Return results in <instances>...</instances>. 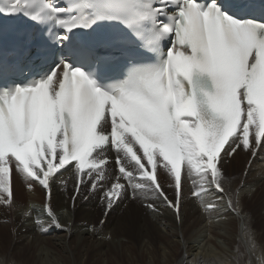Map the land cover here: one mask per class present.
Here are the masks:
<instances>
[{
    "label": "snow or ice",
    "instance_id": "obj_1",
    "mask_svg": "<svg viewBox=\"0 0 264 264\" xmlns=\"http://www.w3.org/2000/svg\"><path fill=\"white\" fill-rule=\"evenodd\" d=\"M5 14L28 27L0 52V203L12 204L13 166L50 200L60 169L75 162L78 177L102 180L114 150L108 208L123 179L180 219L182 171L195 177L194 197L223 193V158L264 149V0H0Z\"/></svg>",
    "mask_w": 264,
    "mask_h": 264
},
{
    "label": "bare ground",
    "instance_id": "obj_2",
    "mask_svg": "<svg viewBox=\"0 0 264 264\" xmlns=\"http://www.w3.org/2000/svg\"><path fill=\"white\" fill-rule=\"evenodd\" d=\"M259 155L264 156V149H260ZM251 159V156L237 155L229 166V177L233 176L231 186L234 184L236 188L241 187L242 182L249 183L252 187L254 185L255 193L241 197L239 210L250 211L252 214L251 223L255 224V228H259L264 227V161ZM250 160L251 166L248 175L240 176L244 171V162L249 164ZM75 173V168L71 167L53 181L54 192L51 196L50 208L61 224V228H56L50 222L51 218L46 212L45 193L36 184H33L34 193L25 194L19 178H15V202L11 208H0V264H93L95 261H99V264H245L248 257L245 256L244 248L242 250L241 245L242 253L234 259L225 253H213L212 251L207 253L200 250L196 243L187 244L183 248L180 239L165 240L161 235L160 225L163 224V221L170 225L173 224L177 229L176 222L183 220V223H186L187 216V223L191 224V219L197 215L199 207V209L203 208L201 210H206L205 217L198 214L192 225H188L186 231H183L185 238L197 237V228L201 224L221 218L219 213L208 211V205H216L215 196L205 194L201 198L193 200L184 198L181 216L184 214L185 216L177 219L172 210L166 207L162 198H158L154 192L141 193L136 190L134 193V189L129 186V191L110 211L106 225L100 227L97 217L100 216L101 219L102 214L99 209L105 207L106 202L105 199H102V193H100V198L95 199L98 193L77 210H72V201L70 198L67 199L66 195L74 193L72 189L75 183ZM69 177L71 180H68ZM185 177L187 180L190 179L186 175ZM231 186L227 189V193L231 199H234V204L237 206L236 198L233 195L236 191L233 192ZM193 190L194 185L192 184L191 187L184 190V194L188 191V195L190 193L191 196ZM127 194L133 198L131 197L132 200L130 198L128 202L123 203ZM78 201L79 199L76 203ZM197 202H201L202 207ZM142 203L143 205L154 203L159 212L162 210V214L151 211L145 205L146 208H144ZM119 204H122L119 208L121 211L125 209L124 215L116 212L117 215L110 219ZM187 206L190 207L189 210H187ZM9 210H11L10 213ZM38 220L42 222L45 230H42L41 224L37 223ZM112 220L113 222L108 224ZM97 221L98 223H96ZM10 226L16 232L14 236L16 242H13L10 248L5 250L3 245L9 235V232L6 231ZM109 227H112L111 230ZM251 235L257 236L256 233ZM250 239L252 240L251 236ZM15 247V252L12 253V249ZM233 248L235 247L233 246ZM260 248L255 246L252 254H255L254 258H258V262L262 264V261L264 263V245L262 251ZM23 249L33 252V255L30 253L29 256V259L33 256L32 261L16 257ZM184 249L185 251H182ZM134 251L137 252V255L133 253ZM117 255L123 256L122 260ZM89 256L93 257L92 263L88 260Z\"/></svg>",
    "mask_w": 264,
    "mask_h": 264
},
{
    "label": "rangeland",
    "instance_id": "obj_3",
    "mask_svg": "<svg viewBox=\"0 0 264 264\" xmlns=\"http://www.w3.org/2000/svg\"><path fill=\"white\" fill-rule=\"evenodd\" d=\"M238 172V171H237ZM240 175V174H239ZM243 175V174H241ZM240 175V176H241ZM232 176V175H231ZM230 176V179L233 178V176L231 177ZM231 181L233 180H229V183H226V186H227V189L229 188V186H231ZM244 184V185H243ZM246 184V185H245ZM244 188H242L243 186ZM235 185L232 184L231 186V189L233 190V192L235 191L234 189L236 187H234ZM240 189L237 188V195H235V198H236V203L238 204L235 208H233L236 212L240 213L241 215L237 216L239 217V219H237L236 216H232L231 214L229 213H225L223 214L222 216L224 217L226 215V217H228L229 220L225 221L224 223H220V224H214L213 223H210L211 221H209L208 223L210 224V226L212 227H209V228H206L207 226H209L207 223H203L201 224L198 228H197V237L195 238H185V234H183V231L185 229H187V226L188 225H192L193 223V220L195 219V217L198 215H196L194 218H192V223L190 224V222L187 223L188 221V218L186 216L185 220H186V223H179L181 221H177V226L179 228H175L173 226V224H169L165 221H163V224L160 225V229H161V235L162 237L166 240V239H170V238H176V239H180L181 241V245L182 247L184 248L185 245L187 244H191V243H196V246L198 245V247H200V250H203L205 252H209V251H212L213 253H217V252H220V253H225L227 254L228 256L236 259L239 257V254L242 253L241 251V246H242V250L244 248V252H245V256L248 257L245 264H260L258 262V258L255 259L254 258V255L255 254H252V250H254V247L252 246V243L251 242H248L250 241V236L252 238L251 241H254L255 243V246H257V248H260V251H262L263 249V245H264V236H263V228L264 227H259V228H255L256 226H254L255 224L251 223L252 222V214L250 211H247V210H242L240 209L239 210V205H240V202H241V197L246 196L247 195H253V193H255V187L253 185H250L249 183H241L240 184ZM247 186V187H246ZM187 196H188V193H187ZM131 197H129L128 199H130ZM189 198H186V200H188ZM219 198H214V200L219 201V204L222 203V205L224 206L225 209L226 208V203L222 200V199H219ZM45 200V198L43 199V201ZM132 200V198H131ZM201 202H203L202 200H200ZM24 203L26 201H23ZM201 202H197L198 205L201 206ZM217 204V203H216ZM143 206V203L141 204ZM141 206V208H142ZM217 207V210H209L211 213H215V214H218L220 212V206L217 204L215 205ZM140 207V206H139ZM120 208V207H119ZM117 208L116 210L120 211H114L115 213L112 214V216L114 217L115 215H117V213H120V214H123L124 215V210L121 211V209ZM189 206H187V210H189ZM203 209V208H201ZM206 212V210H204ZM117 212V213H116ZM187 212V211H186ZM185 213V212H184ZM183 213V214H184ZM111 216L110 219H112L113 217ZM185 216V214L183 215V217ZM250 216V217H249ZM222 217V218H223ZM236 218V219H235ZM251 218V219H250ZM97 220L100 221V216L97 217ZM219 220V219H218ZM239 220L241 221V223H239ZM107 222V221H106ZM110 222H113L112 221H109L108 224H110ZM183 222V220H182ZM234 222L236 224H238V226L236 224H234ZM5 224H9V223H5ZM233 224V225H232ZM241 226H240V225ZM252 224V225H251ZM106 225V223H105ZM235 225V226H234ZM112 227H109V229L111 230ZM9 230L6 231V232H9V235L7 236L6 238V241H5V244L3 245L5 250L9 249L10 248V245L13 243V242H16V239H15V230L13 229L12 226H10L8 228ZM186 231V230H185ZM249 232V233H248ZM257 234V236H252L251 234ZM8 234V233H7ZM250 234V236H249ZM248 240V241H247ZM236 244V245H235ZM241 245V246H240ZM233 246L235 248H233ZM239 246V247H237ZM18 247V246H17ZM21 247V246H19ZM239 248V249H238ZM15 249H12V253L15 252ZM238 250V251H236ZM182 251H185L182 250ZM30 253L31 255H33V252L31 251H28L26 249H23L21 251V253L16 256V257H21V258H27L28 261H32L33 260V256L30 257L29 259V256H30ZM134 254L137 255V252L134 251L133 252ZM118 256V255H117ZM258 256H260V254L258 253ZM119 257V256H118ZM245 257V258H246ZM121 260L123 258V256L119 257ZM88 260L90 263H92L93 261V257L92 256H89L88 257ZM93 264H99V261H95ZM262 264L263 261H262Z\"/></svg>",
    "mask_w": 264,
    "mask_h": 264
}]
</instances>
